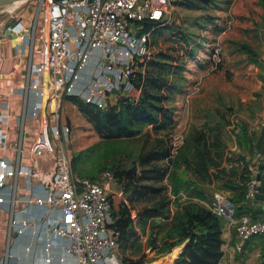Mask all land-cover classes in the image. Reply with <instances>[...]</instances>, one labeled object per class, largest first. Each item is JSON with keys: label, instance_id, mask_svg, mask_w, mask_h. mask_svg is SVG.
I'll return each instance as SVG.
<instances>
[{"label": "rangeland", "instance_id": "374dc122", "mask_svg": "<svg viewBox=\"0 0 264 264\" xmlns=\"http://www.w3.org/2000/svg\"><path fill=\"white\" fill-rule=\"evenodd\" d=\"M34 1L39 6L42 0ZM170 5L169 19L143 30H150L149 80L156 83L155 102L171 110L173 122L161 128L146 122L134 135L106 136L75 96L70 107L63 98V115L70 114L64 144L77 176L96 177L103 169L133 164L139 169L140 153L169 145L170 155L156 162L167 167L158 182L165 186L172 215L187 201H210L214 188L232 200L236 197L235 190L219 186L222 179L203 182L187 167L184 156L200 130L220 138L217 150L222 151L220 166L226 170H242L241 155L248 160L264 145V0H170ZM142 92L119 94L139 98ZM131 188L130 184L124 190L118 179L111 186L116 211L122 201L128 202ZM133 200L135 207L153 201L149 197ZM170 220L159 219V240L173 224ZM147 238L141 237L142 246L135 238L128 246L121 241L117 256L123 260L144 249L150 259L162 257L163 253L145 248ZM166 258L152 264H167Z\"/></svg>", "mask_w": 264, "mask_h": 264}, {"label": "built area", "instance_id": "2783aa9c", "mask_svg": "<svg viewBox=\"0 0 264 264\" xmlns=\"http://www.w3.org/2000/svg\"><path fill=\"white\" fill-rule=\"evenodd\" d=\"M43 4L47 33L41 59L32 65L31 78L20 91L32 90L37 99L31 115L40 117L28 150L35 156L50 157L52 165L47 169L13 166L1 159L0 186L8 175L16 173L30 183L37 179L45 186V196L29 197L28 201L60 210L49 226L53 234L67 238L64 252L58 256L60 264L67 254L74 258L71 264H123L116 253L119 231L109 225L113 220L110 188L115 176L111 169H103L96 177L73 174L64 144L70 126L63 121V98L75 96L105 109L118 102L122 90L138 91L133 75L144 72L151 52L150 30H143L144 21L169 19L170 0H42L39 8ZM11 29L25 36L23 25L16 22ZM261 155V149L254 154V170ZM258 183L253 178L248 180L246 200L258 190ZM230 201L222 190L215 189L208 205L234 226V244L241 250L246 240L264 233V220L250 212H236L235 203ZM48 244L41 264H55Z\"/></svg>", "mask_w": 264, "mask_h": 264}, {"label": "trees", "instance_id": "16d2710c", "mask_svg": "<svg viewBox=\"0 0 264 264\" xmlns=\"http://www.w3.org/2000/svg\"><path fill=\"white\" fill-rule=\"evenodd\" d=\"M159 23L163 22L149 19L145 20L143 25L145 28H151ZM149 61L144 72L135 71L133 75L135 89H143L139 98L122 95L116 104H111L105 109L81 100L84 112L94 121L97 130L103 135L129 136L138 133L140 125L146 122L152 123L155 128L166 127L173 122L171 110L155 102L157 94L153 89L156 83L149 80ZM190 145L192 150L188 156H184L187 167L192 168L203 182L212 183L222 179L219 186L236 191V197L233 200L230 198L236 205V212H250L258 217L245 206L247 183L254 171V155L248 160L241 155L244 160L242 170L238 171L235 167L226 170L220 166L222 151L217 150L221 147L218 136L213 137L211 133L200 130ZM262 146L259 145L257 150ZM168 155H170L169 145L157 146L138 155L139 169L136 164L110 168L115 179L123 182L124 190L132 185L131 192L127 196L130 202L122 201L118 211L112 202L113 220L109 225L119 231V242L123 241L127 244L130 239L135 238L138 239V245L142 246L141 235L145 233L149 224L151 232L145 248L164 254L162 257L150 259L143 249L137 256L123 257L122 262L152 264L160 258L168 257L166 259L171 262L170 264H218L222 255L221 220L223 218L209 205L192 200L183 203L173 214V224L159 240L161 224L153 220V217H168L171 209L169 197L163 192L165 186L158 182L164 178L167 167L156 161ZM143 197H149L153 201L135 207L133 199Z\"/></svg>", "mask_w": 264, "mask_h": 264}, {"label": "crops", "instance_id": "0c3cea01", "mask_svg": "<svg viewBox=\"0 0 264 264\" xmlns=\"http://www.w3.org/2000/svg\"><path fill=\"white\" fill-rule=\"evenodd\" d=\"M3 11L9 13L3 14ZM16 22L23 25L24 37L11 29ZM46 33L44 12L34 0H21L11 10L0 8V160L13 166L26 164L47 169L52 165L50 157L35 156L28 150L37 134L40 117L31 115L37 99L32 90L20 91L31 78L32 65L41 59ZM73 97H64L66 106L72 105ZM69 118L70 114L63 115L64 122ZM33 180L30 183L23 174L16 173L8 175L0 186V195L4 197L0 202V264H41L47 255V242L53 263L60 264L58 256L64 252L67 238L53 234L49 227L59 217L60 210L28 201L29 197L46 195L45 186L39 180ZM204 204L208 206L209 201ZM249 209L259 218L263 216V213ZM167 218L172 221L173 214L155 216L153 220L159 222V219ZM23 221H26L25 226L19 232ZM150 232L148 224L141 237L145 239ZM263 234H255L238 250L234 244L237 238L234 226L221 220L222 255L218 264H264ZM73 260V256L67 254L62 264H71ZM164 260V263H171Z\"/></svg>", "mask_w": 264, "mask_h": 264}, {"label": "water", "instance_id": "95a60500", "mask_svg": "<svg viewBox=\"0 0 264 264\" xmlns=\"http://www.w3.org/2000/svg\"><path fill=\"white\" fill-rule=\"evenodd\" d=\"M7 1L11 0H0V5ZM261 151L260 161L256 165L257 170H254L251 175V178L259 180V183L256 185L258 190L254 192L252 197L246 200L245 205L248 208H253L257 213H263L261 218L264 220V145ZM230 204H233V201H230Z\"/></svg>", "mask_w": 264, "mask_h": 264}, {"label": "bare ground", "instance_id": "6f19581e", "mask_svg": "<svg viewBox=\"0 0 264 264\" xmlns=\"http://www.w3.org/2000/svg\"><path fill=\"white\" fill-rule=\"evenodd\" d=\"M21 0H11V1H7L2 3L0 6V8H8V9H12L13 6H16Z\"/></svg>", "mask_w": 264, "mask_h": 264}]
</instances>
